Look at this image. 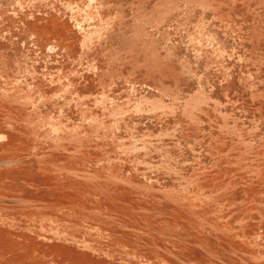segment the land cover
I'll list each match as a JSON object with an SVG mask.
<instances>
[{"label": "rangeland", "instance_id": "rangeland-1", "mask_svg": "<svg viewBox=\"0 0 264 264\" xmlns=\"http://www.w3.org/2000/svg\"><path fill=\"white\" fill-rule=\"evenodd\" d=\"M0 264H264V0H0Z\"/></svg>", "mask_w": 264, "mask_h": 264}]
</instances>
